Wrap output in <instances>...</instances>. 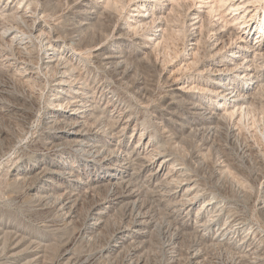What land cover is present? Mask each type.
Segmentation results:
<instances>
[{
    "label": "bare ground",
    "instance_id": "1",
    "mask_svg": "<svg viewBox=\"0 0 264 264\" xmlns=\"http://www.w3.org/2000/svg\"><path fill=\"white\" fill-rule=\"evenodd\" d=\"M114 1L77 0L78 8L72 16L74 22L69 23L73 27L68 29L61 21L53 19L50 9L39 6L36 0H0V72L28 88L33 97L38 95L36 85L49 88L51 93L44 106L43 120L47 132L41 138L42 143L48 150L68 147L96 171L91 180H84L77 173L78 169L65 164L60 173L69 181L60 185L53 180L54 168L41 167L34 175L38 183L33 180L34 187L30 189L37 196L34 197L37 205L50 209L53 217L58 216L67 227L85 210L83 233L87 240L98 236L112 220L110 218H115L112 212L118 206L125 207L122 219L115 223L107 253L118 250L116 246L122 248L120 251L128 250L131 245L135 247L121 257L119 264H145L143 255L138 252L146 246L143 244L150 233L160 226L171 235V241H188L183 244H188L184 247L191 264H204L217 250L227 253L229 258L223 257L224 264H264V117L258 118V114L253 113L258 103L264 106L263 95H258L264 90V44L257 38L250 41V31L245 24L249 20L238 12L249 1L259 0H220L231 1L230 8L237 10L232 20L243 19L239 26L242 30L232 26L226 14L218 13L220 17L212 24L218 6H224L217 4V0H199L198 6L187 0L166 3L163 0H130L134 4L133 12L114 32L111 42L110 35L106 34H99L100 37L87 42L73 34V30L83 31L93 25L99 20V10L102 9L101 15L110 11ZM203 3L208 4L207 10L200 9ZM168 6L170 10L164 16ZM176 6L186 7L184 20L190 27V44H197L204 27L211 22L213 34L207 40L211 45V58L219 64L216 62L207 75H218L219 80L212 79L214 85L206 89L212 94L211 100L189 93L194 85L186 89L176 85L179 79L167 76L166 83L172 88L163 97V114L168 116L163 121L167 127H172L169 129L175 132L177 143L186 137L198 136L214 144L219 152L227 153L226 158L215 159L210 165V177L215 181L213 187L204 179L205 166H208L205 162L207 147L202 146L195 154L192 152V157L182 155L178 149L182 143L175 146L174 142L167 143L164 135L159 136L157 130L151 128L150 120H141L139 115L132 113L118 88L96 70L102 67L109 74L111 71L117 82L136 79L131 61L138 56L144 59L149 51L163 43L169 30L166 18ZM246 8L253 16L254 9ZM259 29L264 33V20ZM128 40L135 41L138 46L137 56L122 46ZM135 79L133 88L143 90L141 79ZM181 103L187 115L179 112ZM6 107L2 108L6 113L23 111L22 106L15 103L9 102ZM188 112L193 113L194 118L191 119ZM130 128L133 131L129 135ZM169 129L163 127L162 132ZM220 135L224 142L216 144ZM8 144L0 151V165L6 167L34 157L35 152H12V145ZM194 161L200 164L199 168ZM240 168L247 169L255 177V196L245 181L242 182ZM60 187L65 190L58 193ZM198 202L201 206L194 213ZM3 221L0 222V264H42L45 244V247L38 246L34 237L19 225ZM73 250L64 248L59 257L62 264H76L79 257L76 258L77 251Z\"/></svg>",
    "mask_w": 264,
    "mask_h": 264
},
{
    "label": "rangeland",
    "instance_id": "2",
    "mask_svg": "<svg viewBox=\"0 0 264 264\" xmlns=\"http://www.w3.org/2000/svg\"><path fill=\"white\" fill-rule=\"evenodd\" d=\"M76 1L77 0H36V3L39 6H43L50 9L52 13H54L53 19L56 18L55 20H57V22L61 21V24L69 29L73 27L69 23L74 22L72 21L73 19L72 16L74 15L76 9L78 8L76 7L78 6V3H76ZM189 1L192 4L194 3L195 6H198V4L200 5L199 0H187V2ZM208 1H214V0H208ZM217 1H218L217 4L219 5L223 4L224 6L222 5L218 6L219 9L217 7L218 12L216 11L213 14L212 24L220 17L218 13H221L224 16L226 14V18L227 20H229V22L231 21L232 26L234 24V27H236V29L242 30V27L240 28L239 26H242L243 19L240 18L239 20H232L234 19V15H236L235 13H237V10L233 11L230 8L231 1L227 3L226 2L224 3L223 1L221 2L220 0ZM163 2L166 3L169 1L163 0ZM205 2H207V0ZM249 3L245 7L248 6V8H250L251 10L254 9L253 16L251 15V13L248 14L249 11L247 10V8L245 9V7L241 10H238V12H241V16L243 14L246 15L247 20H249V22L245 24L248 26V30L250 31V41L254 42L255 39L257 38V40H259L261 43L264 44V33L259 29L260 22L264 20V0L255 1V3L253 1L251 2L249 1ZM202 5L203 7H200L201 10L208 9V4L203 3ZM133 6L134 4L132 2L130 3V0H116L110 5V11L106 10V12H103V14L101 15L102 9L99 10V16H100L99 20L98 19L95 20L93 25L89 27L90 29L88 28L83 31L73 30V34L77 35L76 37H81V40L84 42H87L92 38L93 39L98 38L102 34H104L105 36L106 34V36L110 35V42H111L114 32L123 23L125 18L129 16L128 14L130 12H133V10L131 9ZM170 7L171 6L167 7V10L163 13L164 16L168 14ZM176 8L174 11L173 10L171 11L172 16L169 15L166 18V20L169 21V23L165 20L167 22L165 23L169 24L168 26L169 30L167 37L165 38L163 43L159 46L160 48L157 47L158 49L155 48L153 49L154 51L151 50L153 52L149 51L150 55H148L149 54L148 52L146 57H144V59L143 57L138 56L131 61V65L135 69L134 77H136V79L133 78V80L131 79L130 81L128 80L126 82H117L114 74L111 71L109 74V72L107 73V70H105L102 67L96 68L99 74L105 75L106 78L110 80V83H112L118 88L122 97L128 102V104H130L129 109L132 111V113L135 115H139L141 120H150L153 124V127L151 128L153 130H157V134L159 136L164 135L163 138L167 143L171 144L174 142L172 145L174 144L176 145V143L179 140L176 141L175 132L174 131L172 132V130L169 129L172 127H167L166 123H164L165 121H163V120H167L168 117L163 114L165 111L163 105V99H164L163 97L168 92V90L172 88V86H170L169 84L167 85L165 78L170 75L176 79H179L176 82V85L185 86L186 89H191V86L194 85L189 93L200 96L202 99H204L205 97L211 100H213L211 97L212 94H209L208 91L214 85L213 80L214 79L219 80L218 75H213V77L207 75L208 70L215 68L216 62H217L216 64H219V61L216 60L214 61V58L213 59L211 58L212 55V53H210L211 45H209L208 42L209 40H207V38H209L210 35L213 34L212 33L213 29H211L212 28L211 22L210 21L208 22L207 28L204 27V30L199 37V39L201 38L200 41L198 39L197 44H194L195 45L194 46L193 44H190L188 37L189 36L188 32H190V27L187 25V23L184 20L186 7L176 6ZM141 32L142 34H144L143 31ZM260 35L262 36L259 37ZM141 40L143 41V39ZM134 43L135 41L128 40L126 41V43L122 44V46L125 49L135 52V56H137L139 48ZM199 43L201 45H199ZM191 46L198 48L199 50L195 48L190 49ZM197 53L198 55H196ZM142 55L145 56L144 54ZM208 56L210 57L208 58ZM192 61H194L195 63H192ZM204 70L206 71L205 73L203 72ZM138 78L139 80L141 79V81L143 82L142 84V86L144 87L143 90L133 88L134 79L136 81ZM36 86L38 87V88L36 87L38 89V92L36 90L38 95H35V97H33L32 95H30L31 92L29 93L28 88L23 87V85L19 84L18 82L16 83V81L13 82V79L10 78V76L8 77L7 74L0 72V151H3V149H5L9 145L8 143L10 142L13 148L12 152H18L20 154L35 152L33 154L34 157L31 159H26L23 161L21 160L20 162L14 165H9L6 167L4 166V164L0 165V220L2 221L4 220L3 221L4 224L9 223L13 226L19 225L23 230H25L26 234L32 235L34 237L35 244H37L38 246L39 245L44 246L45 244L46 247L45 246L44 247L46 248V255L43 258L44 262L42 264H62L61 263L62 261L60 262L59 257L62 251L64 250V248L66 247L71 248L72 250L75 249L73 250L75 252L77 251L76 258L79 257V259H77L76 264H83L87 262H94L96 264H119L122 261L121 257L124 258L126 254L135 247L131 245L128 247L129 251L127 249L120 251L122 248L120 246H116L118 247V250H115L113 252L110 251L109 255L107 253L108 247L109 245H111V241H112L111 235L113 229L116 226V224L122 219L125 212L124 210L125 207L119 208L118 206L117 209L113 211L115 213L117 212L118 215L116 214L117 216H115V214L112 212V217L115 218L114 219L110 218V220L111 219L112 220L106 224L105 228H103L102 232L98 236L97 235L93 236L92 240L91 239L87 240L86 236L83 233V227L85 223V210H83V213L80 214L81 216L77 218L76 221L73 222L74 224L72 223L67 227L65 225H62L60 218L58 216L54 215L53 217V214H51L52 211L50 209L42 208V206L39 204L37 205L38 203L37 198H34L37 196L36 194H34L35 192L33 190L32 191L30 190L34 187L33 180L34 183L37 182V179H34L35 172L43 166H47L55 169V171L52 174L53 180L56 184H60V185H65L67 181H69V179L67 180V178L60 173L62 170L61 168L65 164H69L74 168L78 169L77 173H79L84 180L87 179L91 180L94 177V174H96V171L90 167L89 163L86 160L78 156V154H76L72 150H69L68 147L60 146L58 147V149L54 150V148L52 149L49 148L48 150V147L44 146L41 139L42 136L47 132L46 126L43 121L45 116L44 106L46 104L47 97L51 92L49 88L45 89L42 88L41 86L38 85ZM4 87H6L7 89H4ZM261 91L262 92H260L258 95L261 96L263 95V97L260 96L262 99L264 98V90ZM262 100L264 102V99ZM9 102L15 103L19 107L22 106L23 111L16 113H6L5 111L2 110V108H7L6 106L9 104ZM255 106L256 107H254L253 113L254 114L256 113L255 115L258 114L257 115L258 118L264 117V106L259 103L258 105ZM178 110L180 113H184L185 115H187L185 107L182 105V103L179 106ZM188 115L190 116L191 119L194 118L193 113L188 112ZM155 123H157V125ZM154 124L156 127L154 126ZM133 127L134 126L132 125L131 128ZM163 127L166 128L167 130L169 129V131H167L168 133L162 132ZM131 128L129 131V135L133 131L131 130ZM137 137L138 134H136V138ZM218 137H220L221 139L220 138L217 139ZM218 137L215 140L216 144H218V142L219 143H221L222 141L224 142L223 140L224 138L222 137V135ZM18 139L19 141L17 142ZM128 139H130V137ZM181 141L182 142L177 144L180 145L182 143L181 145H183L184 148L183 146L180 145L178 149L182 155L189 154V157L190 156L192 157L195 154L194 152L201 150L202 146L207 147L205 149V153H206L205 162L206 165L208 166H205L206 169L204 170L205 173L204 179L210 187H213V182L215 181L213 180L212 176L210 177V172H211L210 165L213 163L215 159L218 158L223 159L224 157L226 158L227 153L219 152L214 144H209L207 142L206 138H201L198 136L186 137L185 140H181ZM46 151L48 152L46 153ZM5 156L6 155H4L3 157L5 158ZM42 161H45V163H43ZM198 164L199 163H197V161H194V165L197 168H199L200 166V164L199 165ZM8 168L9 169L12 168V169L9 170ZM236 168H234V170ZM239 170L240 171H238V173L240 172V175L242 176L243 179L242 182L245 181V183L244 182L243 183L248 186V190L249 191L251 190V194L253 193V195L255 196L256 193L255 177L252 176V174L247 169L244 170V168L242 169L240 168ZM14 173L17 175H14ZM21 177L23 178L21 179ZM25 177L26 178L29 177V179H24ZM18 178H20L21 180ZM64 190H65L64 188L60 187L58 188L57 192L61 193V191ZM227 191L231 192V194H234L232 193V191H230V189H227ZM32 197L34 199H32ZM200 206H201V202L196 203L193 212L194 213L197 212ZM249 215H252V212H250ZM163 223L164 221L162 222V224ZM162 227L163 226H160L158 227L159 229L156 228L155 229L156 231L153 230L150 233V235L147 238V241H145V243L143 244V246L145 244L146 246H144V248L140 249L138 252L139 255L141 256L143 255L142 258L145 261V264H189L190 262L187 258L188 256H186L187 254L185 250L186 247H184L188 245V244L185 245L186 242L188 243V241L185 239L186 242L185 241H183L182 243L179 242L180 245L179 243L171 241V239H169L171 238V235L165 233ZM6 236L8 237L9 235L7 234ZM46 237H50V238H48V240H44V238ZM130 240L131 239H129L127 243ZM184 242L185 244H183ZM173 243L175 246L173 245ZM182 244L184 247L183 249L181 246ZM172 245L176 248L177 251L174 249ZM178 250L179 253H177ZM219 252L221 254L223 253V251H218V250L214 251L215 255L213 257H210L204 264H209V263L224 264L222 263L224 259H227L229 257L226 252H224L222 255L219 254Z\"/></svg>",
    "mask_w": 264,
    "mask_h": 264
}]
</instances>
